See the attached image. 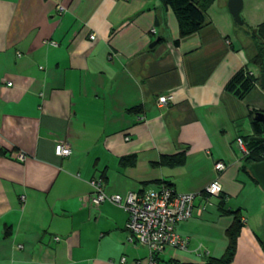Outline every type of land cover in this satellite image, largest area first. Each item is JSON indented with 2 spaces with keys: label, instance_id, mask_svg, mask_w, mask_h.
<instances>
[{
  "label": "crops",
  "instance_id": "1",
  "mask_svg": "<svg viewBox=\"0 0 264 264\" xmlns=\"http://www.w3.org/2000/svg\"><path fill=\"white\" fill-rule=\"evenodd\" d=\"M235 30L208 10L180 39L163 0H0V264H148L128 243V213L90 205L94 178L108 195H197L177 226L186 249L167 248L160 264L225 255L233 217L222 198L244 222L231 264H264V191L238 145L253 136L251 112L264 113V89L244 99L226 90L241 70L261 74L254 44ZM60 142L70 157L56 155ZM181 155L180 166L160 164ZM216 179L223 192L209 197Z\"/></svg>",
  "mask_w": 264,
  "mask_h": 264
},
{
  "label": "built area",
  "instance_id": "2",
  "mask_svg": "<svg viewBox=\"0 0 264 264\" xmlns=\"http://www.w3.org/2000/svg\"><path fill=\"white\" fill-rule=\"evenodd\" d=\"M57 12L63 14L66 9L63 6H57ZM95 38L96 34L90 36L91 40ZM173 99V96H163L159 99V103L168 104ZM238 145L245 154H248L242 138L238 139ZM55 152L62 158L70 157L73 153L71 146L66 142L58 143ZM215 169L223 173L227 166L223 162H217ZM90 186L92 188L89 195L91 206L98 207L104 202H111L128 213L126 225L130 233L128 243L135 247H143L148 251V264H160L159 255L167 248L186 249L187 240L178 233L177 226L193 216L196 194H181L170 187H162L156 191L143 193L128 192L125 195H108L103 178L92 179ZM222 192L223 187L219 179L211 182L205 190L207 196L217 198ZM126 261V258H122L121 264H126Z\"/></svg>",
  "mask_w": 264,
  "mask_h": 264
},
{
  "label": "trees",
  "instance_id": "3",
  "mask_svg": "<svg viewBox=\"0 0 264 264\" xmlns=\"http://www.w3.org/2000/svg\"><path fill=\"white\" fill-rule=\"evenodd\" d=\"M215 0H163L166 7L170 8L178 22L180 39L189 37L200 31L206 25V12ZM250 37L257 42V53L253 59V64L260 70L264 67V24L257 32H251ZM180 39L175 42L179 46ZM257 83L260 84V76L250 75L247 70L239 71L227 84L226 90L234 94L239 99H244L248 92ZM135 110H132L134 112ZM259 112L252 111L253 136L244 140L247 145L248 154L245 155L247 167L244 169L250 179L259 185L257 180L250 173V166L264 160V122L255 121L254 115ZM128 158L122 160L124 166L127 165ZM184 156L163 157L160 164L162 166L177 167L184 163ZM220 209L225 214L233 217L232 226L227 231L229 245L225 255L221 259H213L208 264H231L235 258L238 238L244 227L241 210L225 211L223 198L220 201Z\"/></svg>",
  "mask_w": 264,
  "mask_h": 264
},
{
  "label": "rangeland",
  "instance_id": "4",
  "mask_svg": "<svg viewBox=\"0 0 264 264\" xmlns=\"http://www.w3.org/2000/svg\"><path fill=\"white\" fill-rule=\"evenodd\" d=\"M243 4L241 17L245 22L244 26H239L234 22L228 9V0H215L208 10L214 21L231 26L233 30L235 28L242 38H250L255 49L258 50V43L253 41L250 33L257 32L264 24V0H243ZM231 37L234 38L233 34Z\"/></svg>",
  "mask_w": 264,
  "mask_h": 264
},
{
  "label": "water",
  "instance_id": "5",
  "mask_svg": "<svg viewBox=\"0 0 264 264\" xmlns=\"http://www.w3.org/2000/svg\"><path fill=\"white\" fill-rule=\"evenodd\" d=\"M243 0H228V9L232 15L234 22L239 26H244L245 22L241 17V12L243 10ZM260 85L264 89V67L260 74ZM255 121L264 122V113H257L255 116ZM251 175L257 180L259 186L264 191V160L262 162L253 164L250 166Z\"/></svg>",
  "mask_w": 264,
  "mask_h": 264
}]
</instances>
